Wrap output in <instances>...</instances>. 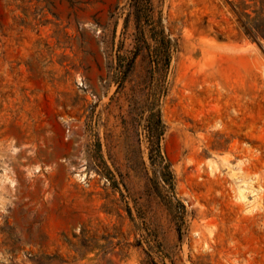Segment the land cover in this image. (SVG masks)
<instances>
[{
  "label": "rangeland",
  "instance_id": "1",
  "mask_svg": "<svg viewBox=\"0 0 264 264\" xmlns=\"http://www.w3.org/2000/svg\"><path fill=\"white\" fill-rule=\"evenodd\" d=\"M0 264H264V0H0Z\"/></svg>",
  "mask_w": 264,
  "mask_h": 264
}]
</instances>
